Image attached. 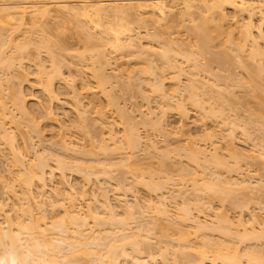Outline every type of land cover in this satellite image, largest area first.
I'll list each match as a JSON object with an SVG mask.
<instances>
[{
    "label": "rangeland",
    "instance_id": "rangeland-1",
    "mask_svg": "<svg viewBox=\"0 0 264 264\" xmlns=\"http://www.w3.org/2000/svg\"><path fill=\"white\" fill-rule=\"evenodd\" d=\"M99 1L0 0V5ZM123 1L136 6L151 0ZM260 1L256 8L264 15ZM181 11L177 7L163 17L132 11L122 39L132 38L140 52L150 50L142 53L110 49V29L117 25L112 18L95 25L51 12L43 20L30 22L25 16L22 23H0V235L7 238L9 232L17 239L4 243L0 238V264H42L43 252L46 259L54 257V264H137L138 259L141 264H198L202 253L205 259L221 253L220 260L239 253L241 264L248 259L264 264V59L252 61L249 44L241 39L248 18L237 16L215 30L217 37L211 26L198 31L200 10L180 17ZM259 18L250 23L264 47V19ZM200 35L207 39L197 41ZM52 66L58 77L52 75L47 88ZM26 106L32 115L21 112ZM127 135L139 137V146L132 150L122 143ZM215 153L216 165L210 158ZM38 154L46 155L42 184L33 177L27 181L24 172L30 173ZM55 160L66 163L63 172ZM78 169L83 171L77 174ZM205 181L231 185L226 186L230 196H223L222 188L209 196L202 190ZM219 218L228 221V229L218 226ZM123 239L138 246L134 241L123 245ZM110 241L121 244L114 249Z\"/></svg>",
    "mask_w": 264,
    "mask_h": 264
},
{
    "label": "bare ground",
    "instance_id": "bare-ground-1",
    "mask_svg": "<svg viewBox=\"0 0 264 264\" xmlns=\"http://www.w3.org/2000/svg\"><path fill=\"white\" fill-rule=\"evenodd\" d=\"M49 1V0H48ZM119 1V0H118ZM118 1H115V0H102V1H99V2H97V3H95V4H90V5H88V2H78L80 5H76V6H68V3L67 2H50L49 3V5L48 6H40V5H38V3H30V2H26V3H24V4H22L20 7L18 6H10V4L9 5H7V3L5 4H3L2 3V5H0V23H9V22H13V21H19L20 23H22L23 21H24V18H25V16H28V18H26V19H28L30 22H33V21H35V20H43V19H47V18H49L50 16H51V12H54V13H57V14H59V13H62L63 15L64 14H66L68 17H71V18H74V19H79V20H83V21H85L86 23H90V24H97L96 22L98 21H101L102 19H104V18H108V19H110V18H112V19H110V20H112L113 22L115 21V23H117V25L115 26V28H113V29H110V33H111V35H112V39H109V42L111 41V45L110 46H112V47H110V49H112V48H115V49H126V50H136V48H137V50L139 49V52H140V50H141V47H139L138 45H136V43H134L135 41H133V39L132 38H130L129 36H127L128 37V39L126 40V39H124V40H126V41H124L122 38H123V35L126 33V32H129V28L127 29V24H128V20H129V18H131V16H133V12L132 11H134V10H137V11H139V12H143V11H149V12H151V14H152V16H153V14L154 15H158L159 17H163V16H165V14L166 13H170V12H172L173 10H176L177 9V7H180V8H182V10L183 11H181L182 13H181V15H180V17L182 16V14L184 13V14H186L187 15V13H189L190 14V16H191V12H193V13H195L196 11H198V10H200V16H201V20H200V17H199V20L201 21V25L199 24L198 26H202V27H198L199 28V30L198 31H200V29H201V34H203L204 32H205V30L207 29V28H209L210 26H211V29H214V34L216 35L217 33L215 32V30L217 29V30H219V32L221 31L220 29H222V27L224 26L225 27V25L226 24H228V23H230V21L231 20H234L237 16H238V18L240 17V16H243V17H245V18H248V19H246V21L248 22L247 24H246V26H245V29H244V25H242V27H243V29H244V31L243 32H240L241 34L240 35H242L241 36V39H243V43H246V44H249L248 46V48H249V58L253 61L254 59H255V61H258V63H259V61L260 60H262V59H264V47H262L261 45H260V42L262 41V37H261V35L258 33V32H254V31H252L253 30V28H255V26L253 25V24H251L250 23V21H251V19L253 18V17H260L259 19L260 20H262V19H264V15H261L262 13H260L259 12V9H257L256 7H259V5H257V3H258V0H151V1H145L144 3H140V2H138V3H140V4H138L137 3V5L136 6H132V5H130L129 3H124L123 4V2H125V1H120V3L118 2ZM166 1H170V2H168V3H166ZM259 2H261L260 0H259ZM70 3H73V2H70ZM171 3V4H170ZM262 3V2H261ZM261 3H258V4H261ZM48 4V3H47ZM126 5V6H125ZM134 5V4H133ZM261 6V5H260ZM195 10V11H194ZM178 11V10H177ZM180 11V10H179ZM138 12V13H139ZM262 12V11H261ZM175 13V12H174ZM198 12H196V14H197ZM172 14V13H171ZM189 14L187 15V16H189ZM199 14V13H198ZM167 15V14H166ZM257 15V16H256ZM178 16V15H177ZM184 16V15H183ZM241 18V17H240ZM149 19V18H148ZM242 19V18H241ZM82 21V22H83ZM252 22V21H251ZM262 22H264V21H262ZM199 23V22H198ZM80 24V23H79ZM126 24V25H125ZM211 24H214L213 26L211 25ZM87 25V24H86ZM98 25V24H97ZM254 27H253V26ZM84 26V25H83ZM86 27V26H85ZM213 27V28H212ZM80 28H82V27H80ZM228 28H229V26H228ZM205 29V30H204ZM225 29H227V26H226V28ZM242 29V30H243ZM80 30V29H79ZM202 30H204V32L202 31ZM223 30V29H222ZM83 31V30H82ZM82 31H80V32H82ZM87 32L89 31V30H86ZM86 32V33H87ZM125 32V33H124ZM124 33V34H123ZM232 32H230V34H231ZM258 33V34H257ZM84 34V33H83ZM89 34V33H88ZM120 34L122 35L121 37H120ZM228 34V33H227ZM261 34H262V36H264V33H262L261 32ZM87 35V34H86ZM218 35L219 34H217L216 36L218 37ZM239 35V36H240ZM85 35H83V37H84ZM202 36H204V37H201V35H200V38L198 39V37H197V41H199V42H203V41H205L204 39L206 38L207 39V37L205 36V35H202ZM228 36H229V34H228ZM232 36V35H231ZM90 37V36H89ZM89 37H87V39L89 38ZM231 38V37H230ZM84 39H86V36L84 37ZM86 39V40H87ZM261 39V40H260ZM227 40L228 41H230L228 38H227ZM259 40H260V42H259ZM89 41V40H88ZM124 41V42H123ZM1 42H2V40H1ZM226 42V41H225ZM206 43V42H205ZM200 44V43H199ZM203 44V43H202ZM201 44V45H202ZM245 44V45H246ZM108 45V46H109ZM205 46V45H204ZM3 47V46H2ZM203 47V46H202ZM149 49H151V48H149ZM144 52L147 50V51H150V50H148V49H146L145 50V48H143L142 49ZM113 51H115V50H113ZM117 51V50H116ZM121 51V50H120ZM143 51H141L140 53H142ZM52 52V51H51ZM138 52V51H137ZM154 52V51H153ZM152 52V53H153ZM53 53V52H52ZM101 52H98V54L97 55H99ZM138 54V53H137ZM49 55H51V53H49ZM53 55V54H52ZM101 55V54H100ZM138 56H140V55H138ZM2 57V56H1ZM55 57V56H54ZM51 58H52V56H51ZM11 58H9L8 60H10ZM55 60H56V57L54 58ZM53 59V60H54ZM7 59L5 60V63H6V61H8ZM12 60V59H11ZM51 62V65H52V60L50 61ZM56 63H57V61H55ZM10 63V62H9ZM8 63V64H9ZM257 63V64H258ZM261 63H262V61H261ZM0 64H1V59H0ZM7 64V63H6ZM53 65H55V63L53 64ZM256 65V64H255ZM260 65V64H259ZM57 66V65H56ZM54 67V66H52L51 67V69L54 67V73L55 72H57V71H55V68H57V67ZM11 67H12V65H11ZM255 67V66H254ZM258 67V66H257ZM262 67H264V64H262ZM260 68H261V66H260ZM259 68V69H260ZM257 69V68H256ZM40 70V69H39ZM38 70V71H39ZM58 71H59V67H58V69H57ZM260 70H262V71H264V69H260ZM101 71V70H100ZM99 71V72H100ZM257 71V70H256ZM42 72V71H41ZM50 72H51V70H50ZM53 72H51L52 74H51V77H49V75L48 74H45V75H48V78H50V80H48V84H47V88L49 87V86H51V85H49L50 83H51V79H52V82H54L53 81V76H57L58 77V74L57 73H55V74H57V75H54L53 74ZM259 72V71H258ZM49 73V72H48ZM50 74V73H49ZM53 75V76H52ZM53 77V78H52ZM99 77V76H98ZM104 77V76H103ZM103 77L101 78V79H103ZM56 80V79H55ZM45 83V82H44ZM157 84V83H156ZM49 85V86H48ZM53 85V84H52ZM17 86V85H16ZM18 86H20V85H18ZM155 86V85H154ZM162 82H160L158 85H157V87H158V89L157 90H159L160 92L162 91ZM21 87V86H20ZM23 87V86H22ZM45 87V88H46ZM19 88V87H18ZM51 89H52V87H50ZM50 88H49V92L51 91L50 90ZM154 88H156V86L154 87ZM161 88V89H160ZM46 90V89H45ZM157 90H155V91H157ZM22 91V90H21ZM21 91L18 89V91H17V94L20 96H22V93H21ZM52 92V91H51ZM49 95V94H48ZM13 96V95H12ZM20 96V97H21ZM50 96H51V93H50ZM51 97H53V96H51ZM194 97V96H193ZM196 97V96H195ZM54 100H57V99H55V98H53ZM196 99V98H195ZM262 99V98H261ZM261 99H259L260 100V102H261ZM17 101V100H16ZM199 101V100H198ZM197 101V102H198ZM18 102V101H17ZM56 102V101H55ZM262 102H264V101H262ZM262 102H261V105L262 106H264V104H262ZM199 103V102H198ZM196 104V103H195ZM199 105V104H198ZM260 105V106H261ZM17 106H19V105H17ZM34 107L35 106V104H30V109H32V107ZM201 106H203V105H201ZM261 106V107H262ZM25 107V106H24ZM28 107V108H29ZM38 106L36 105V109L34 110V108H33V110L37 113L38 111L37 110H39L38 108H37ZM40 107V106H39ZM21 108V107H20ZM23 109V110H22ZM22 109H20V110H22L21 112H23V114H24V116H27V115H32L33 114V112H31V114L27 111V106H26V108H22ZM29 109V110H30ZM202 109V108H201ZM1 110V109H0ZM32 110V111H33ZM41 111H42V109H40ZM31 111V110H30ZM40 111V112H41ZM81 111V110H80ZM79 111V112H80ZM203 111V110H202ZM210 111V110H209ZM262 111H264V108H262V110H261V112ZM34 112V113H35ZM120 112V111H119ZM122 112V111H121ZM207 112V111H206ZM39 113V112H38ZM43 114H46V113H44V112H42ZM207 113H211L212 114V112L210 111V112H207ZM40 114V113H39ZM49 114V113H48ZM80 114H81V112H80ZM84 114V111L82 110V114L81 115H83ZM119 114H121V113H119ZM41 115V114H40ZM47 115V114H46ZM46 115H43V116H45L44 118H48V116H50L51 115V113L46 117ZM81 115H79V118H82V117H80ZM85 115V114H84ZM209 115V114H208ZM207 115V116H208ZM210 116V115H209ZM122 117V116H121ZM78 118V116H77V121L79 120H82V119H79ZM83 118H85V116L83 117ZM2 119H4V117L2 116L1 117V121H2ZM84 120V119H83ZM85 120H87V119H85ZM84 120V121H85ZM1 121H0V123H1ZM78 121V122H79ZM84 121H82L83 123L82 124H84ZM86 122V121H85ZM34 123V122H33ZM3 124V123H2ZM231 124V123H230ZM230 124H229V126H230ZM3 126V125H2ZM79 126H82V125H79ZM85 126V125H84ZM85 128V127H84ZM80 130V129H79ZM132 130V129H131ZM132 132H134V130L132 131ZM131 132V134H136L135 132L134 133H132ZM2 134H4V133H2ZM110 134V133H109ZM110 135H112V134H110ZM109 135V136H110ZM138 134H136V136H137ZM6 136V135H5ZM108 136V140H109V137ZM128 136V135H127ZM132 135H130V136H128V138H127V140H124L125 142H122V143H124V144H126L128 147H129V149L130 148H132V150H133V148L134 147H136V144H138L140 141H138V143H137V138H139V137H131ZM134 136V135H133ZM8 137V136H7ZM10 137H12V136H9V138L8 139H11ZM123 137H125V136H123ZM130 137V138H129ZM5 138V137H4ZM13 138V137H12ZM113 138V137H112ZM112 138H110V140L109 141H111L112 140ZM126 138V137H125ZM2 139V138H1ZM6 139V138H5ZM14 139V138H13ZM137 139V140H136ZM12 140V139H11ZM4 141H6V140H4ZM7 141H9V140H7ZM12 142H14V141H12ZM11 142V143H12ZM7 143V142H6ZM9 144V143H8ZM125 145V146H126ZM8 146V145H7ZM124 146V147H125ZM138 146H139V144H138ZM14 147V146H13ZM12 147V148H13ZM18 148V147H17ZM127 148V147H126ZM114 149V148H113ZM115 149H118V148H115ZM128 149V148H127ZM128 149V150H129ZM135 149V148H134ZM11 150H13V149H11ZM126 150V149H125ZM14 151H15V149H14ZM44 151V150H43ZM46 151V150H45ZM18 152V151H17ZM14 154L16 153V152H13ZM44 155V154H43ZM43 155H39L38 154V156L36 157V159H34V161L36 162L37 161V163H35L34 161V163L32 162V164H34L33 166L31 165V164H29L30 165V169H32L31 171H32V173H31V171H29L30 173L29 174H32V176L30 175V176H28L29 174L27 173V171L25 170L24 172L26 173V176L27 177H30V179H27V178H25L27 181L28 180H30L31 181V177H33V178H35L37 181V183H43V182H39V181H42V178H43V176H44V174H45V171L43 170L46 166H45V164H44V166H43V164L41 163V162H43L44 161V159L46 158L45 156H43ZM49 155V154H48ZM47 155V156H48ZM42 156V157H41ZM213 157H211L210 156V158H213V159H211V162L212 161H214V164H215V161L217 162V154L215 153V155L213 154L212 155ZM43 157H45L44 159H43ZM217 157V158H216ZM18 158V157H17ZM20 159V158H19ZM47 159H48V157H47ZM46 159V160H47ZM235 160H236V162H237V159L236 158H234ZM43 160V161H42ZM77 160V159H76ZM19 161V160H18ZM56 162V165H58V166H56L57 168H60V166H61V169L60 170H62L63 168L62 167H64V166H62V165H65L66 163L64 162V161H62V160H60V161H62V162H60L59 160L57 161V160H55ZM79 161V160H78ZM125 161H127V159L125 160ZM16 162H17V160H16ZM20 162V161H19ZM19 162H17V163H19ZM63 162H64V164H63ZM80 162V161H79ZM210 162V163H211ZM22 163V162H21ZM43 163H45V162H43ZM95 163V162H94ZM98 163V162H97ZM223 163V162H222ZM238 163V162H237ZM98 165H100L99 163H98ZM106 165H109V163L107 162V164ZM211 165V164H210ZM216 165V164H215ZM219 165H220V163H219ZM43 166V167H42ZM66 166V165H65ZM80 166H82V165H80ZM85 166V165H84ZM87 166V165H86ZM102 166H104L103 165V163H102ZM114 166V165H113ZM214 166V165H213ZM223 166V165H222ZM68 167V166H67ZM79 166H77V168H78ZM80 168V167H79ZM81 168H83L84 170L87 168V170L89 171V168L90 167H81ZM80 168V169H81ZM101 168H103V167H101ZM109 168V167H108ZM108 168H106L105 167V169H108ZM30 169H28V170H30ZM34 171V172H33ZM47 171V170H46ZM73 171V170H72ZM71 171V172H72ZM77 171V169L75 168V170H74V172H76ZM78 171H79V169H78ZM81 172L83 171V170H80ZM78 172L77 174H80L81 172ZM87 171V172H88ZM62 172H63V170H62ZM65 173V172H64ZM73 173V172H72ZM23 174V173H22ZM74 174V173H73ZM86 174V175H85ZM83 176H86V177H88V175H89V173L87 174V173H85ZM189 174V173H188ZM47 175V174H46ZM59 175V174H58ZM25 176V177H26ZM63 176V175H62ZM90 176H91V174H90ZM140 176H141V174H140ZM150 176V175H149ZM86 177L84 178L85 180H87L86 179ZM143 177H145L144 175H143ZM20 178H21V176H20ZM22 178H24V177H22ZM22 178H21V180H22ZM152 178V177H151ZM215 178V177H214ZM213 178V179H214ZM89 179V178H88ZM148 179H150V178H148ZM147 179V180H148ZM216 179V178H215ZM220 179V178H219ZM218 179V180H219ZM145 180V179H144ZM23 181V180H22ZM34 181V179L32 180V182ZM89 181V180H88ZM152 182H153V180H151ZM214 181V180H213ZM212 181V182H213ZM32 182H30V184L32 183ZM35 182V181H34ZM215 182H216V180H215ZM212 183L211 184V182L209 183V185H207V181H205V183H206V185H204V186H202L203 184H204V182L200 185V186H202V190L205 192L206 191V189L208 190V192H209V196H211V194H210V191H211V193H215L214 192V190H219V189H221L222 188V190H219V191H221V193L223 192L224 193V195L223 196H225V197H228V196H230L229 194V192H231V191H229L230 190V188H227L226 186H229V185H224V184H221L222 183V181H221V183ZM25 183V182H24ZM27 183V182H26ZM157 183V182H156ZM211 184V185H210ZM199 185V184H198ZM236 185H238V184H236ZM150 186V185H149ZM220 186H225V187H220ZM239 186V185H238ZM154 187V186H153ZM215 187V188H214ZM229 187H232L231 185L229 186ZM234 187V186H233ZM155 188V187H154ZM200 188V187H199ZM219 188V189H218ZM245 188V187H244ZM244 188H242V190L244 189ZM235 189H240V187L239 188H235ZM234 188L233 189H231V190H235ZM72 190V189H71ZM71 190H69L70 192H71ZM201 190V189H200ZM201 190V191H202ZM242 190H239V191H242ZM236 192H237V190H235ZM238 191V192H239ZM74 192H72L71 194H73ZM207 193V192H206ZM221 193L219 194V196L221 197ZM222 193V194H223ZM229 193V194H228ZM70 194V193H69ZM226 194V195H225ZM228 194V195H227ZM233 194V192L231 193V195ZM206 195H208V193L206 194ZM213 195V194H212ZM217 195V194H216ZM218 196V195H217ZM222 198V197H221ZM106 201V200H105ZM105 203L106 202H104V210L105 211H108V215H109V213L111 214V208L112 207H110V205L109 204H106L105 205ZM109 205V206H108ZM65 212V211H64ZM68 211H66L65 213L67 214V215H69L68 213H67ZM185 212V211H184ZM113 214V213H112ZM112 214H111V216H112ZM185 214H187V212L185 213ZM67 215H64V216H66L67 217ZM89 215H91V214H89ZM110 216V215H109ZM90 217V216H89ZM94 217V215L92 216V218ZM95 217H96V215H95ZM114 217V216H113ZM112 217V218H113ZM68 219L70 218V220H72L73 222H76V220H78L77 218H75L74 216H68L67 217ZM91 218V217H90ZM110 218V217H109ZM112 218H110V219H112ZM96 219V218H95ZM220 219V218H219ZM223 218H221L220 220H219V223H218V226H219V224H220V228L222 227V228H225V229H228L229 227H228V225H230L229 223H228V221L227 220H225V219H223ZM33 222V221H32ZM34 223V222H33ZM248 223V222H247ZM28 224H32L31 223V221L28 223ZM27 224V225H28ZM35 224H37L36 222L34 223V225ZM22 225V224H21ZM39 225V224H38ZM240 225H242L241 223H240ZM28 226H30V225H28ZM217 226V227H218ZM19 227V226H18ZM23 227V226H22ZM25 227V226H24ZM30 227H33V226H30ZM29 227V230H31V228ZM228 227V228H227ZM252 227V226H251ZM27 228V227H26ZM20 228H18V230H19ZM33 229H35V226L32 228V230ZM39 229V227L37 228V226H36V229L35 230H38ZM28 230V229H27ZM40 230V229H39ZM243 230H244V228H243ZM252 230V229H251ZM9 231V230H8ZM20 232H21V230H19ZM244 231H247L246 229L244 230ZM250 231V230H249ZM20 232H17V233H20ZM246 233L247 232H245V235L244 236H247L246 235ZM250 233H251V231H250ZM244 234V233H243ZM242 234V235H243ZM5 236V234L4 233H1V235H0V238L1 239H3V242L5 241V239L7 240V238L9 237L10 239H9V241L11 240V237L13 238V236H11V234H9V232L6 234V237L7 238H3L4 236ZM251 235V234H250ZM2 236V237H1ZM128 236V235H127ZM130 236H132V234L130 235ZM252 236H253V234H252ZM125 237V236H124ZM133 237V236H132ZM16 237H14V239H12V240H14V242H15V240H17V239H15ZM115 238V237H114ZM242 238H244L243 236H242ZM245 238H247V237H245ZM244 238V239H245ZM118 239H119V237H118ZM134 240L135 239H137V238H133ZM11 240V241H12ZM111 240V239H110ZM128 239H126L125 241L126 242H128L129 244H130V242H133L132 240L129 242V240L127 241ZM1 241V240H0ZM119 241V240H118ZM123 241H124V239H123ZM125 241H124V243H123V245H127V244H125ZM6 242H8V241H6ZM6 242H4V243H6ZM33 243H34V241H32ZM38 242V241H37ZM111 242V241H110ZM116 242H117V240H116ZM116 242H114V243H116ZM136 242H138V240L136 241ZM139 242H142V241H140L139 240ZM138 242V243H139ZM4 243H2V241H1V244H4ZM11 243H13V242H11ZM113 243V244H114ZM121 244V241L120 242H118V244ZM88 244V243H87ZM112 244V242L111 243H109V247H112L113 245H111ZM118 244L116 245V244H114L116 247L118 246ZM132 244V243H131ZM134 244H135V241H134ZM141 243H139V245H140ZM37 245H39L38 243L36 244L35 243V248H36V246ZM49 246L48 247H50V244H48ZM80 245H82V244H80ZM135 245H137V244H135ZM1 246V245H0ZM52 246V245H51ZM56 246H58V245H56ZM79 246V245H78ZM77 246V247H78ZM90 246V245H89ZM101 246V245H100ZM105 246L107 247V245L105 244ZM115 246H113V248L115 247ZM120 246V245H119ZM118 246V247H119ZM130 246V245H129ZM138 246V245H137ZM137 246L136 247H134V246H132V248H136V250H137ZM41 246H38V248H40ZM45 247V246H44ZM53 247V246H52ZM77 247H75L74 246V248H77ZM85 247V246H84ZM104 247V246H103ZM124 247V246H123ZM43 248V247H42ZM41 248V249H42ZM56 247H54V249H55ZM58 248V247H57ZM81 248H83V247H81ZM81 248H79V249H81ZM105 248V247H104ZM108 248V247H107ZM130 248H131V246H130ZM132 248H131V250H132ZM41 249L39 250V251H41ZM72 249H73V247H72ZM71 248H69L68 250H72ZM78 249V248H77ZM85 249V248H84ZM108 249H112V248H108ZM108 249L106 250V248H105V252H107L108 251ZM114 249H116V248H114ZM114 249H112V250H114ZM134 249H133V251H134ZM56 250V249H55ZM74 250V249H73ZM111 250V251H112ZM217 250H219V249H217ZM217 250H215V251H217ZM37 251V250H36ZM38 251V252H39ZM42 251H44V249L42 250ZM46 251V250H45ZM49 251V250H48ZM47 251V252H48ZM52 251V250H51ZM77 251V250H76ZM111 251H109V252H111ZM220 251H221V249H220ZM220 251H218L219 253H220ZM223 251V250H222ZM227 251V250H226ZM224 252V254L225 253H228V252ZM232 251V250H231ZM47 252H45V253H47ZM74 252H75V250H74ZM78 252H79V250H78ZM87 252V251H86ZM109 252L108 253H106V254H108L109 255ZM114 252V251H113ZM122 252H124V250L122 251ZM137 252V251H136ZM233 252V251H232ZM48 253H51V252H48ZM59 253V252H58ZM67 253V252H66ZM70 253V252H69ZM76 253V252H75ZM125 253V252H124ZM124 253H122V254H124ZM138 253V252H137ZM250 253V252H249ZM39 254H41V256L42 257H44L45 256V260H46V262L45 261H43V263L45 262V263H47V264H49V258H51V257H48L47 259H48V261H47V259H46V254H44V252L43 253H39ZM44 256H43V255ZM61 254V253H60ZM72 253H70V255H71ZM112 254V253H111ZM216 254V253H215ZM218 254V253H217ZM221 254V253H220ZM220 254H218L219 256H220ZM224 254H223V257H224ZM228 254H230V253H228ZM228 254L224 257V258H226L227 256H228ZM256 254V253H255ZM252 255V256H256V259L254 258V260H258L257 258H260V256H259V254H258V256H257V254L256 255ZM48 255H50V254H48ZM47 255V256H48ZM55 255V254H54ZM65 255V254H64ZM67 255V254H66ZM218 255H216V256H214V257H212L211 259H205V258H207L206 256H204V254L202 253V255H201V257H200V260H199V262H198V264H208V263H213L212 261H215V257H216V260L217 261H219L220 260V258H221V256H220V258L218 257ZM238 255H239V253H238ZM238 255L236 256L235 255V257H231V258H228V260H226L227 262H225V260H224V258L222 259V260H220L219 262H224V263H227V264H241V263H239V260H240V258H239V260L237 259V257H238ZM248 255V254H247ZM36 256V255H35ZM34 256V257H35ZM56 256H59L58 254L56 255ZM61 256V255H60ZM59 256V257H60ZM69 256V255H68ZM121 256H124V255H121ZM125 256H126V254H125ZM140 256H141V254H140ZM63 257V256H62ZM137 257H138V255H137ZM149 257V256H148ZM229 257H230V255H229ZM37 258V257H36ZM57 258V257H56ZM61 258V257H60ZM70 258V257H69ZM151 258V257H150ZM248 258H250V257H248ZM37 259H40L41 260V258H37ZM63 259H64V257H63ZM71 259V258H70ZM143 259V258H142ZM34 260V259H33ZM53 260V261H52ZM65 260H66V258H65ZM133 260H135L134 259V257L132 258V261H130L131 263H133ZM137 260V259H136ZM209 260V261H208ZM212 260V261H211ZM224 260V261H223ZM249 261H251L252 259H248ZM260 260V259H259ZM258 260V261H259ZM31 261H32V259H31ZM39 261V260H38ZM38 261H35L34 260V262H38ZM54 261L55 262H57L55 259H54V257H53V259L51 258V260H50V264H51V262L54 264ZM60 261H63V260H60ZM117 261V260H116ZM138 261V263L137 264H141V260L139 261V259L137 260ZM206 261H208V263L206 262ZM216 261V262H217ZM249 261H247L248 263H250ZM33 262V264H36V263H34ZM135 263H136V261H134ZM144 261H142V264H145V263H143ZM216 262H214L215 264H216ZM42 263V264H43ZM44 263V264H45ZM134 263V264H135ZM213 263V264H214ZM221 263H219V264H221ZM224 263H222V264H224ZM248 263H246V264H248ZM256 263V262H255ZM259 264L261 263L260 261L258 262ZM258 263H256V264H258ZM38 264H40V263H38ZM197 264V263H196ZM251 264V263H250Z\"/></svg>",
    "mask_w": 264,
    "mask_h": 264
}]
</instances>
